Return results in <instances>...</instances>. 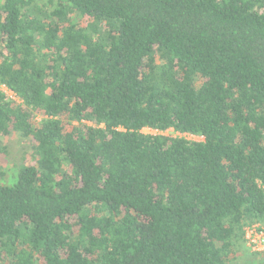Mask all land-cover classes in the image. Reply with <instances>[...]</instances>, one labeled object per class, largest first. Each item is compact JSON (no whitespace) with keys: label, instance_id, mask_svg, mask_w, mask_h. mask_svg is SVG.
I'll use <instances>...</instances> for the list:
<instances>
[{"label":"trees","instance_id":"obj_1","mask_svg":"<svg viewBox=\"0 0 264 264\" xmlns=\"http://www.w3.org/2000/svg\"><path fill=\"white\" fill-rule=\"evenodd\" d=\"M12 138L0 264H264V0H0Z\"/></svg>","mask_w":264,"mask_h":264},{"label":"rangeland","instance_id":"obj_2","mask_svg":"<svg viewBox=\"0 0 264 264\" xmlns=\"http://www.w3.org/2000/svg\"><path fill=\"white\" fill-rule=\"evenodd\" d=\"M144 133H155L154 130H150V129H143ZM171 131V129H169L168 131L163 132L164 134H169ZM189 138H193L196 140H201V137H195V136H188ZM13 139V140H12ZM10 140V156L7 157L8 159H0V168L3 169L5 176L3 178L0 179V181L2 180L3 183H12L17 175V171L18 168L23 165L24 163H27L28 158H29V146L26 144L20 145L19 142L12 138ZM23 150L24 155L22 156L20 153V157H18V150ZM20 152V151H19ZM17 154V155H16ZM28 156V158H27ZM248 236L250 237V233L248 234ZM251 239V240H250ZM249 239L248 244H252V249L256 250V251H263L264 250V237L262 239V237H260L259 234L257 235H251ZM262 239V241H261ZM255 242V243H253ZM261 262L264 263V256H262Z\"/></svg>","mask_w":264,"mask_h":264},{"label":"built area","instance_id":"obj_3","mask_svg":"<svg viewBox=\"0 0 264 264\" xmlns=\"http://www.w3.org/2000/svg\"><path fill=\"white\" fill-rule=\"evenodd\" d=\"M250 233V237H251V235H257V234H259L260 235V237H262V239H263V237H264V232H257V231H255V229L253 230V228H251V229H249L248 230V232H247V238H249L250 239V237L248 236V234ZM262 239H261V241H262ZM251 240V239H250ZM253 243H255V242H253Z\"/></svg>","mask_w":264,"mask_h":264}]
</instances>
